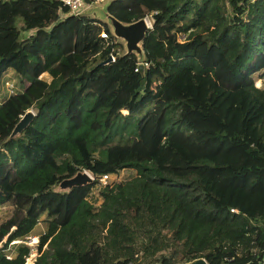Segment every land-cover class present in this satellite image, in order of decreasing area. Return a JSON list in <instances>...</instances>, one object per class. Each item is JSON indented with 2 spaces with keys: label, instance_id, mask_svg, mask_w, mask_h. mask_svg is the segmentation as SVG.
<instances>
[{
  "label": "trees",
  "instance_id": "obj_1",
  "mask_svg": "<svg viewBox=\"0 0 264 264\" xmlns=\"http://www.w3.org/2000/svg\"><path fill=\"white\" fill-rule=\"evenodd\" d=\"M108 12L150 16L142 73L105 24L54 0L0 2V75L23 85L0 105V264H264V87L252 78L264 0H113ZM80 169L91 184L53 190ZM41 215L27 263L31 246L9 242Z\"/></svg>",
  "mask_w": 264,
  "mask_h": 264
},
{
  "label": "water",
  "instance_id": "obj_2",
  "mask_svg": "<svg viewBox=\"0 0 264 264\" xmlns=\"http://www.w3.org/2000/svg\"><path fill=\"white\" fill-rule=\"evenodd\" d=\"M86 2V0H85ZM113 2V0H104L101 4H104L102 7L101 18H97L94 13L90 16L87 15V12L90 10L91 6H87L82 12L77 16H84L94 20L102 21L104 24H107L109 33L115 38L119 39L118 42L122 44L123 54H134L138 61L136 70L139 73H142L143 61L145 59L143 50L141 48V42L143 41L147 30L151 27L148 24L146 17H142L130 22L120 21L111 15L108 12V7ZM99 4V3H93ZM92 8V7H91ZM74 16V15H72ZM111 60L108 57L104 62ZM33 111H25L18 121L13 126L11 132L8 135V138H11L18 133H20L30 122L33 117ZM93 181L92 176L84 169L75 171L71 176L61 179L53 190L55 191H67L72 187L84 186L91 184ZM3 240H0V245L2 246ZM183 264H207L206 260L199 256L184 262Z\"/></svg>",
  "mask_w": 264,
  "mask_h": 264
},
{
  "label": "rangeland",
  "instance_id": "obj_3",
  "mask_svg": "<svg viewBox=\"0 0 264 264\" xmlns=\"http://www.w3.org/2000/svg\"><path fill=\"white\" fill-rule=\"evenodd\" d=\"M103 5L104 4H101V3H99V4H90L89 6H91L92 8L90 7V10L87 12V15L90 16L92 13H94V15L97 18L100 19L101 18V15H102V7H103ZM67 14L68 15H71L72 13L68 12ZM63 16L64 15H61V17H63ZM145 17H146V19L148 21V24L151 25L150 24L151 23L150 16L148 15V16H145ZM86 18H88V17H86ZM89 19H91V18H89ZM91 20H93V21H95L97 23H100V24H104L102 21H98V20H94V19H91ZM105 25H107V24H105ZM29 33H32V31H29V32L27 31V32L23 33L22 37L23 36H26ZM121 46H122V44H121ZM122 51H123V47H122ZM262 71H264V68H261V69H259L258 71L254 72L252 74V78L254 79V84L257 87H264V77H260L259 76L262 73ZM39 78H41V79H43L45 81H49V79H50V77L48 76L47 73H42L39 76ZM5 81L8 82V86H5L4 85V82ZM22 86H23L22 83L19 81V76L17 74H15V72L12 69L8 68L6 71H4L0 75V91H1L0 92L1 93L0 99H2L3 96H5L8 93L6 88H8L9 90L11 89V91L13 93H15V92L20 91L22 89ZM123 113H125V112H123ZM133 173L134 172L132 170H129V169L121 170L117 175H108L107 176V179L105 180V183H107V182H117V181L125 180L128 177L132 176ZM103 182H104V180H103ZM96 193H97L96 188L95 187H92L91 188V191L89 193V197L87 199L89 201H91V202L94 201V199L96 198ZM95 203H98V201L95 202ZM94 205H96V204H94ZM43 218H44V215H41L40 220L36 222V224L34 225V227L31 230V232L29 233V236L30 237H35L36 236V241L34 243H31L30 244L31 247H30V251L28 253V255H29L28 259L29 260L32 259L33 256H35V254H37V252L35 251L34 244L38 240V237H37L38 234L45 228V221L43 220ZM1 240H3V243H4L5 237H2ZM3 243H2V245H3ZM9 243L11 244V242H9ZM10 244H9V246H10ZM45 246H46V243L43 244V248H45ZM11 248H10V250H11ZM6 250H7V248H6ZM7 252H8L7 253V256L8 255H11V252L10 251H7ZM180 264H182V263H180Z\"/></svg>",
  "mask_w": 264,
  "mask_h": 264
},
{
  "label": "built area",
  "instance_id": "obj_4",
  "mask_svg": "<svg viewBox=\"0 0 264 264\" xmlns=\"http://www.w3.org/2000/svg\"><path fill=\"white\" fill-rule=\"evenodd\" d=\"M1 1H3V0H0V2ZM54 1H57L58 3H60L61 6L65 7L68 10V12L72 13L71 15L76 16L80 12H82L90 4L101 3L104 0H86V2H85V0H54ZM4 85L8 86V82L5 81ZM6 89H7L8 93L5 96H3L2 99H0V105L4 101V99H6L9 95L13 94L11 89L10 90L8 88H6ZM0 95H1V93H0ZM107 176L108 175H105V174L101 175L99 177V181L102 182V184H104L105 180L107 179ZM103 180H104V182H103ZM232 210H234V209H232ZM20 241L30 245L31 243H34L36 241V236L35 237H30L29 234H28V235H25L22 239L21 238H17V239L11 240L10 242L12 243V242H20ZM28 257H29V255H27L25 257V262H27V263L31 261V259L29 260Z\"/></svg>",
  "mask_w": 264,
  "mask_h": 264
}]
</instances>
